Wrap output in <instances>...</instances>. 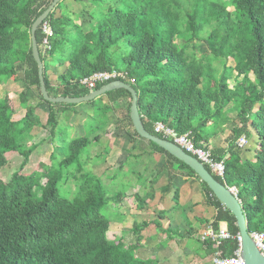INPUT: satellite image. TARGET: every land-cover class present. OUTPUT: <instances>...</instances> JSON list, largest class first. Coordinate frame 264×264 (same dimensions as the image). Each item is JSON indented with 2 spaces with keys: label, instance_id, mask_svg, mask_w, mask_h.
I'll list each match as a JSON object with an SVG mask.
<instances>
[{
  "label": "trees",
  "instance_id": "obj_1",
  "mask_svg": "<svg viewBox=\"0 0 264 264\" xmlns=\"http://www.w3.org/2000/svg\"><path fill=\"white\" fill-rule=\"evenodd\" d=\"M52 1L0 0V84L8 80L17 83L18 67H24V89L16 96L17 108L10 96L0 98V170L7 163L6 154L20 152L23 159L7 182L0 180V264H157L156 260L136 256L139 235L147 223L132 225L131 233L137 238L134 244L126 246L121 238L108 239L110 222L103 214L108 198L101 181L84 172L79 158L90 145L88 139L72 140L63 154L56 148L49 156V165L38 163L33 171L24 172L34 148L26 144L32 138V130L39 126L35 106L47 107L50 137L55 136L54 107H73L42 99L31 53V26ZM90 1L101 10L95 14L88 32L73 22L71 14L62 12L64 0L48 15L44 22L49 24L52 37L47 57L40 50L41 27L36 31L42 64L46 58L57 67L66 64L55 90L43 65L48 95L87 96L91 91L80 86L81 79L120 65L129 80L123 83L137 94L145 130L162 138L153 128L155 123H161L177 135L188 134L196 147L205 145L206 139L229 121L226 113L231 105L228 110L237 114L227 148L211 151L215 161L224 163L223 180L206 169L217 182L237 189L247 231L264 233V0ZM58 9L60 15L56 17ZM177 38L183 44H176ZM197 44L205 48L200 57L195 52ZM67 51L62 63L57 56ZM214 62L220 70L213 66ZM103 97L110 104L105 108L112 111L122 99H127L130 107V95L124 90L93 101L101 102ZM35 99L38 103L32 105ZM17 109L24 113L15 121L12 117ZM125 120L128 133L139 138L130 122L129 110ZM250 129L256 143L252 158L246 159L237 150L236 142L249 139ZM148 145L199 181L216 209L213 229L224 222L227 232L236 237L234 217L194 172L156 145ZM60 188L71 200L61 197ZM201 246L210 257L219 252L222 258L232 257L238 249L235 239L221 242L219 247L210 242Z\"/></svg>",
  "mask_w": 264,
  "mask_h": 264
},
{
  "label": "crops",
  "instance_id": "obj_2",
  "mask_svg": "<svg viewBox=\"0 0 264 264\" xmlns=\"http://www.w3.org/2000/svg\"><path fill=\"white\" fill-rule=\"evenodd\" d=\"M65 68L66 64L49 68L47 80L53 90H55L54 82L58 83V76L64 73ZM1 84L4 85L7 82ZM124 100L120 101L113 113L126 107ZM100 104L110 106L106 97H103ZM32 105L36 104L32 103ZM230 107L231 105L227 107L226 113L229 121L205 141V145L212 152L225 151L227 148V140L237 114V112L229 111ZM45 108L47 110L46 106ZM73 109L64 105L57 106L55 108L56 119L70 122L73 126V122H79L80 131H82L83 121L88 114L86 111L79 112ZM230 114L234 116L231 117ZM63 115L65 118L62 117ZM125 117L126 114L123 117L115 115L110 119L111 122L104 133L109 148L106 157L109 156L116 163L117 156H120L123 151V172H126L123 175V187H125L123 189V214L128 212L133 216L134 220L131 225L148 224V227L140 232L138 242L140 247L136 252L143 251L144 248L153 251L147 257L139 258L156 260L157 264H171V257H165L167 249H170L175 251L177 261L180 260L178 257H184L183 254L186 253L199 258L198 260L203 264H211L210 255L205 253L201 243L196 240V236L205 226L211 224L216 216V209L211 204L212 199L204 194L199 181L177 169L168 156L155 152L148 142L130 135L125 127ZM73 129L76 130L74 127ZM80 136L82 137V134L78 136L73 134L75 138H80ZM89 142L92 141L89 140ZM250 154V152L241 153L246 159L252 158ZM226 158L227 155L223 160ZM106 164L111 165L108 163V158H106ZM106 164L102 167L107 166ZM219 228L227 230L226 223L220 222ZM178 247L181 249L179 252ZM196 254H201L202 257H197Z\"/></svg>",
  "mask_w": 264,
  "mask_h": 264
},
{
  "label": "rangeland",
  "instance_id": "obj_3",
  "mask_svg": "<svg viewBox=\"0 0 264 264\" xmlns=\"http://www.w3.org/2000/svg\"><path fill=\"white\" fill-rule=\"evenodd\" d=\"M100 10L101 7L90 0H80L78 3L74 2L73 0H64V8L62 12L67 11L68 14H71L73 22L80 26L83 32H88L90 27L93 25L95 14ZM59 15L60 9L55 11V16L58 17ZM176 44H183V40L181 38H177ZM195 52L197 56L200 57L205 52V48L201 44H197ZM67 55L68 51L63 53L62 56L58 55L57 57H60L58 59L63 63L65 62V57ZM43 65L46 76L49 68L57 67V65L53 64L48 58L43 59ZM229 65L232 64L229 63ZM213 66L220 70V66L217 63L214 62ZM116 69L123 70V67L117 65ZM23 71L24 67L19 66L17 70V83H13L11 80H8L6 81L7 84H0V98L10 96V98L14 101L16 108V96L24 89ZM250 78L252 77L250 76ZM54 83L56 88L58 83ZM32 90L35 94L37 93L35 87H33ZM32 102L33 104H36L38 103V99H35ZM123 102L126 104V107L124 109L122 108L117 110V113H113L111 108H105V105L100 104L98 101L73 105V107L70 108H75L79 112L86 111L88 114V117H86L83 121L82 131H80L81 125L78 124L79 122H73V126L70 124V122L56 119L54 137H50V127L46 125L47 110L45 105H41L40 107L35 106L36 108L34 114L38 118L39 126L32 130V138L29 140L28 144H26V146L33 145L34 148L29 161L24 168V172L33 171L38 163L49 165V156L56 148H59V152L62 154L65 153V147L67 148V145L72 140L78 138L73 137V134H76V136L82 134V137L92 141L90 142V145L87 147V149L84 150L85 152L82 151V154L79 157L82 161L81 165L84 169V172L96 176L101 181L108 198V205L103 211L104 217L110 222L108 239L111 240L113 237L121 238L123 239L125 245L128 246L131 243L134 244L137 242V239L132 235L130 229L132 226L131 222L134 220L133 216L128 212L123 214V189H125V187H123V175L126 174V172H123L124 154L122 151L120 156H117L118 161L116 163H114L112 158L109 156L106 157V153L108 152L109 148L107 147V140L104 136L107 126L111 122V117H115V115L123 117L125 114H127V110H129V105L127 106V104L129 101L125 99ZM73 112L76 113L74 109ZM73 112L71 111V113ZM233 112L235 111L232 110V113ZM14 113L15 114L13 115L12 119L18 121L22 118L24 111L17 109V111L15 110ZM230 116L232 117L234 114H230ZM62 117L65 118L64 115ZM73 127L76 130H74ZM249 132L251 137L249 139L246 138L247 144H245V147L240 148L237 145L236 147L238 148V151L250 152L251 154L249 156H252V151L255 148L256 137L251 129ZM5 158L7 163L5 167L0 170V180L3 182H7L11 174L18 171L20 163L23 160L20 152L6 154ZM106 158H108V163L111 165L106 164ZM104 164L107 166L102 167ZM128 168H130V165H128ZM72 187L73 186L70 184L71 189ZM61 189L62 188H60L61 197L71 200V198L67 197V193L65 195ZM117 196L122 197L117 198ZM152 251L153 250L149 248H144L143 251L136 252V256L138 258H145L148 254L152 253ZM179 251H181V249L178 247V252ZM174 252L175 251L167 249L165 254V257H171V264H203V262L198 260L199 258H194L193 256H190L186 253L183 254L184 257H178L180 260L178 259L177 261L176 253ZM141 253L142 255H140ZM196 256L202 257L201 254H196Z\"/></svg>",
  "mask_w": 264,
  "mask_h": 264
},
{
  "label": "water",
  "instance_id": "obj_4",
  "mask_svg": "<svg viewBox=\"0 0 264 264\" xmlns=\"http://www.w3.org/2000/svg\"><path fill=\"white\" fill-rule=\"evenodd\" d=\"M60 1L61 0H53L48 8L34 21L30 29L31 53L32 58L37 66L39 91L42 99L50 104L79 105L82 103L91 102L113 91L124 90L129 93L131 98L129 119L137 136L146 142H150L156 145L158 148L162 149L168 155L183 163L194 172L200 182L204 183L207 186L214 198L234 217L235 226L238 229V236L240 239L239 255L244 264H264V257L256 248L255 243L252 241L249 236V232L247 231L245 216L243 214V209L239 201L230 194L225 185L217 182L209 173V171L200 162H198L196 158L185 153L179 146L175 145L174 143L151 135L145 130L138 112L137 94L130 85L121 81H113L102 86L100 89L91 92L87 96L79 98H52L48 95L43 78V64L40 60L36 42V31L39 26L46 20L48 15L53 11V9L57 6V4L60 3Z\"/></svg>",
  "mask_w": 264,
  "mask_h": 264
},
{
  "label": "built area",
  "instance_id": "obj_5",
  "mask_svg": "<svg viewBox=\"0 0 264 264\" xmlns=\"http://www.w3.org/2000/svg\"><path fill=\"white\" fill-rule=\"evenodd\" d=\"M42 42L40 46L41 54L47 57V54L51 50L49 40L52 37V30L47 22H43L41 25ZM113 81H129L126 73L122 70L112 69L108 72H97L92 75L85 77L80 80L79 84L88 91L93 92V90L100 84H105ZM133 83V80H130ZM155 134L161 136V139L170 141L175 145L179 146L185 153L196 158L205 168H208L216 177L223 180L225 173V166L223 161H215L213 159L211 150L206 145H201L196 147L192 140L189 138L188 134L177 135L172 129L167 128L161 123H155L154 126ZM247 144L246 139L240 138L236 145L240 148H244ZM230 194L237 199L238 191L235 187L226 186ZM238 200V199H237ZM250 238L255 243L256 248L264 257V233H249ZM236 240L238 243V249L234 252L232 257L222 258L220 253L216 252L210 257L211 264H244L239 255V243L240 239L237 235L236 237L231 236L226 229L214 230L212 225L209 224L196 236V240L201 244L205 242L212 243L215 247H219L221 242L227 240Z\"/></svg>",
  "mask_w": 264,
  "mask_h": 264
}]
</instances>
